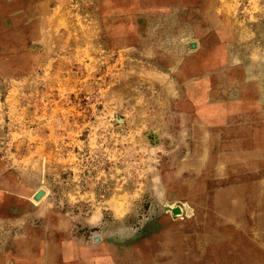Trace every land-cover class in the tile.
Wrapping results in <instances>:
<instances>
[{
  "label": "rangeland",
  "instance_id": "374dc122",
  "mask_svg": "<svg viewBox=\"0 0 264 264\" xmlns=\"http://www.w3.org/2000/svg\"><path fill=\"white\" fill-rule=\"evenodd\" d=\"M207 56L264 77V0H0V264L39 240L47 264H264V204L213 177L162 192L134 132L178 122L179 91L208 99Z\"/></svg>",
  "mask_w": 264,
  "mask_h": 264
},
{
  "label": "crops",
  "instance_id": "0c3cea01",
  "mask_svg": "<svg viewBox=\"0 0 264 264\" xmlns=\"http://www.w3.org/2000/svg\"><path fill=\"white\" fill-rule=\"evenodd\" d=\"M249 50L253 51V48L249 47ZM206 58L208 64L204 65L203 61L197 60L199 65L206 67L202 71L198 67L193 82L204 86L218 85L213 88V93L208 94V99L206 95H198L194 99L196 106L191 107L189 98L186 97L185 101L182 95L184 90L179 91L172 108L174 115L180 117L178 122L153 124L148 129L139 126L134 132L140 133L141 142L142 130L145 131L153 164L161 165L160 168L155 167L156 172H160V179L156 176L157 189L165 190L167 194L171 190V194L184 199L194 191L204 194L205 181L213 177L214 185H218L215 186L216 195H246L245 202L249 207L260 212L264 204V134L261 133L264 131V77L241 72L243 68L238 67L237 62L230 63L227 59L219 61L211 56ZM121 127L120 124L103 125V132L107 133L102 136L103 147L107 144L110 151L111 145H120ZM170 165L176 166L173 168ZM191 173H197L198 185L195 182L190 184ZM25 244L23 258H20L22 261L15 259L13 253H8L6 264H47L49 257L45 252V241L39 240L30 253L27 250L28 242ZM81 254L71 259L80 260ZM2 256L4 254L0 253ZM54 257L57 258L53 254Z\"/></svg>",
  "mask_w": 264,
  "mask_h": 264
},
{
  "label": "bare ground",
  "instance_id": "6f19581e",
  "mask_svg": "<svg viewBox=\"0 0 264 264\" xmlns=\"http://www.w3.org/2000/svg\"><path fill=\"white\" fill-rule=\"evenodd\" d=\"M259 120V119H258ZM259 130V129H258ZM259 132V131H258ZM264 132V131H263ZM263 132H261L262 134H264ZM254 133V132H253ZM261 133H259L258 135H260ZM258 139V138H257ZM260 139H262L261 137H260ZM261 141V140H260ZM254 142V141H253ZM260 143V142H259ZM264 144V143H263ZM254 146V145H253ZM259 146V145H258ZM238 148V147H237ZM261 148V147H260ZM236 150V149H235ZM255 150V149H254ZM256 151V150H255ZM233 152V151H232ZM226 153V152H225ZM261 154H263V153H261ZM224 157V156H223ZM211 158H212V156H211ZM252 160V159H251ZM244 162V161H243ZM209 163V162H208ZM239 166V165H238ZM239 169H241V167H239ZM235 172V171H234ZM244 174V173H243ZM245 178V177H244ZM248 178V177H247ZM255 181V180H254ZM253 182V181H252ZM256 182V181H255ZM254 183V182H253ZM262 183V182H261ZM250 184V183H249ZM252 184V183H251ZM258 185V184H257ZM262 185V184H261ZM252 186H253V184H252ZM259 186V185H258ZM250 187V186H249ZM248 188V187H247ZM254 188V187H253ZM257 188V187H256ZM259 189V188H258ZM250 193V192H249ZM241 194V193H240ZM258 194V193H257ZM256 194V195H257ZM250 195V194H249ZM246 196V195H245ZM244 196V197H245ZM258 196H259V194H258ZM250 197V196H249ZM260 198H262L261 196H260ZM251 200V199H250ZM257 200V199H256ZM259 201V200H258ZM245 202V201H244ZM247 203V202H246ZM262 203V202H261ZM251 204H253V203H251ZM254 205V204H253ZM255 209V208H254ZM244 211V210H243ZM246 212V211H245ZM263 213V212H262ZM261 213V214H262ZM260 215V214H259ZM252 217V216H251Z\"/></svg>",
  "mask_w": 264,
  "mask_h": 264
},
{
  "label": "water",
  "instance_id": "95a60500",
  "mask_svg": "<svg viewBox=\"0 0 264 264\" xmlns=\"http://www.w3.org/2000/svg\"><path fill=\"white\" fill-rule=\"evenodd\" d=\"M43 195H44V193L41 192V193H39V194L37 195V198L39 199V198H41ZM173 213H174L175 215H179V214L182 213V210H181L180 208H175V209H173Z\"/></svg>",
  "mask_w": 264,
  "mask_h": 264
}]
</instances>
